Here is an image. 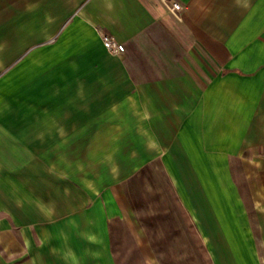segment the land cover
Wrapping results in <instances>:
<instances>
[{"label":"crops","instance_id":"1","mask_svg":"<svg viewBox=\"0 0 264 264\" xmlns=\"http://www.w3.org/2000/svg\"><path fill=\"white\" fill-rule=\"evenodd\" d=\"M170 1L0 0V264H108L147 168L212 264H264V0Z\"/></svg>","mask_w":264,"mask_h":264},{"label":"rangeland","instance_id":"2","mask_svg":"<svg viewBox=\"0 0 264 264\" xmlns=\"http://www.w3.org/2000/svg\"><path fill=\"white\" fill-rule=\"evenodd\" d=\"M234 175L245 185L242 169L234 170ZM262 175L264 179V167ZM175 178L182 184L183 171L147 168L134 171L127 178L122 186L125 196L115 203L116 208L125 211L127 216L124 220L114 219L110 223V252L107 250L109 257L106 263L212 264L192 228L188 233H181L190 223L175 195L187 192V187L176 185ZM249 209L252 224H256L255 212L250 203ZM55 225L52 226L57 229L58 224ZM48 236L52 240H59L60 237L57 234ZM256 238L260 242L259 235L256 234ZM64 255L58 251L51 258L56 259V264H65ZM86 257L82 254L79 260H83L84 264H94L98 260V256Z\"/></svg>","mask_w":264,"mask_h":264},{"label":"built area","instance_id":"3","mask_svg":"<svg viewBox=\"0 0 264 264\" xmlns=\"http://www.w3.org/2000/svg\"><path fill=\"white\" fill-rule=\"evenodd\" d=\"M167 6L169 11L174 14H176L177 12L181 11L184 8L182 3L176 0H172L168 2ZM100 36L102 39V43L105 49L108 51V53L112 55H122L125 53L126 48L123 43L118 42L115 38L103 32L100 33Z\"/></svg>","mask_w":264,"mask_h":264}]
</instances>
